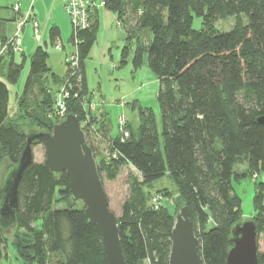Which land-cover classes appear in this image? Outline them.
<instances>
[{
	"label": "trees",
	"instance_id": "1",
	"mask_svg": "<svg viewBox=\"0 0 264 264\" xmlns=\"http://www.w3.org/2000/svg\"><path fill=\"white\" fill-rule=\"evenodd\" d=\"M103 2L121 22L128 10L132 13L128 38L133 30L149 29L152 38L144 47H137L133 64L136 68L141 64L144 48L148 68L160 84V133L152 111L140 108L137 127L127 123L129 135L124 139L120 134L110 136L106 156L98 161L101 179L103 172L106 179L114 180L127 165L139 176L129 175L128 195L120 214L115 215L122 255L127 264L145 260L168 264L175 217L150 205L143 192L144 185L168 172L181 204L188 207L199 240V264H225L232 244L230 227L242 220L241 199L232 188V177L239 176L234 167L245 163L242 174L250 176L264 171V124L257 121L264 116V0ZM97 10L90 12L88 27L79 32L77 71L70 76L67 70L62 78L63 82L69 77L71 91L78 92V97L67 98V114H75L81 123L87 112L83 103L90 99L84 60L96 40ZM193 16L201 18L199 29L192 26ZM227 17L234 18L231 28L217 30L214 23ZM49 38L53 44L61 41L57 26L50 27ZM5 41L6 37L1 45ZM127 53L124 47L122 62ZM13 55L10 50L4 73L11 84L17 82L26 59L22 54L16 62ZM48 56L45 47L36 46L19 96L23 99L31 85L42 92L45 99L31 115L32 129L51 131L59 120L48 117L54 103L53 91L44 81ZM35 76L40 77L37 84L32 79ZM9 97L7 83L0 78V167L4 157L10 164L16 163L26 143V131L17 119L9 118ZM92 117L93 123L100 122V117ZM83 131L94 155L96 147L89 144L87 129L83 127ZM263 191V184H257L253 197L257 264H264L258 242L264 234ZM17 197L16 226L10 239L23 263L48 264L53 255L57 256L53 264H107L99 229L86 219L83 204L71 199L65 172L55 177L45 159L33 160L22 173ZM63 199L66 204L59 203ZM17 229L24 235H18ZM7 238L0 229V258Z\"/></svg>",
	"mask_w": 264,
	"mask_h": 264
},
{
	"label": "rangeland",
	"instance_id": "2",
	"mask_svg": "<svg viewBox=\"0 0 264 264\" xmlns=\"http://www.w3.org/2000/svg\"><path fill=\"white\" fill-rule=\"evenodd\" d=\"M60 2V0H33V10L31 13L34 12L37 17L36 19L39 20L41 30L43 31V39L38 42L33 35L31 22H26L22 32H20V37L23 42L22 47L26 44L30 45L31 49L25 53L26 59L24 66L17 82L14 84L8 83L4 74L8 67L9 51L11 49H5L4 53H0V78L7 83L10 92L9 117L12 120L17 119L24 131L34 128L35 124L31 115H33L34 111L39 110L38 104L41 99H45L42 92L36 86L33 87L32 85L23 95V99L19 96L27 75L30 53H33L38 45H42L47 50L49 54L47 59L49 72L44 75V81L48 82L51 91H53L54 99L58 88L63 83L62 78L67 73L64 55L73 48L71 42L72 27L70 18L63 4H60ZM14 3L15 0H0V18L4 19L0 20V42L4 38L5 33L7 37L13 35L16 29V17L28 11L31 0H21L19 14H16L12 9L11 5ZM131 16L132 13L128 10L124 21L121 22L118 20L117 13L100 6L96 15L98 22L96 40L84 60L88 95H90V102L94 103L95 109L92 111V115L90 114L92 112L87 110L90 120L88 122L85 121L84 126L81 128L83 129L84 127L87 129L86 133L89 144L93 148L94 146L96 147V153L94 154L96 166H98V161H100L102 155L106 156V146L108 145L110 136L115 137L119 132H121V135H124V130H128V124L132 128L137 127L139 124L140 108H149L152 111L158 132L160 133V113L157 102L160 84L159 80L148 68L147 53L144 48L141 64L137 68L133 64L135 50L138 46L144 47L145 44L150 42L152 35L149 29L143 28L133 30V35L128 38V28L133 24ZM233 22L234 18L227 17L222 20H217L214 23V27L217 30L226 31L231 28ZM53 25H57L60 30V37L63 44L61 49L55 48L53 42L50 43L49 29ZM192 26L194 29H199L202 26L201 18L193 16ZM57 42L58 40L54 41L55 44ZM124 47L128 49V53L125 57V62H122V50ZM1 48L2 46L0 45ZM14 55L15 61H20L21 52L17 51ZM52 74L56 76V79ZM32 79L35 84L40 81V77L37 76ZM92 116L100 117V122L93 123ZM121 117L125 119L124 123H121ZM103 120L104 122L102 123ZM159 140L161 144V137H159ZM32 151L34 161H42L45 159L43 147L40 144L34 145ZM8 165L10 163L4 157L0 167V184ZM245 169V163L236 165L234 172L238 173L239 176L238 178L232 177L233 193L241 199L242 220L253 219L252 217L255 216L253 197L256 192V186L257 184H263L264 186L263 170L259 171L256 175L250 176L242 174ZM101 174L109 207L115 215H119L121 204L129 192V175L139 177L138 173L131 166L127 165L121 168L120 173L114 180L106 179L103 172ZM143 192L148 198L150 205L152 204L154 206L156 204L155 207L165 209L175 217L182 200L168 172L151 183L144 185ZM59 203L66 204L67 201L63 199ZM77 206L81 205L77 204ZM12 230L8 233L4 232L8 238L3 255L0 258V264H26L19 260L17 252L11 244L10 237ZM17 234L24 235V231L17 229ZM258 242L259 250L264 251V234L259 236ZM56 258L57 256L49 255L50 263L48 264H53ZM141 264H148V261L145 260Z\"/></svg>",
	"mask_w": 264,
	"mask_h": 264
},
{
	"label": "water",
	"instance_id": "3",
	"mask_svg": "<svg viewBox=\"0 0 264 264\" xmlns=\"http://www.w3.org/2000/svg\"><path fill=\"white\" fill-rule=\"evenodd\" d=\"M264 124V116L257 118ZM26 143L18 161L6 167L0 184V229L10 232L16 226L17 189L22 173L33 161L32 147H43L45 161L53 176L63 172L69 180L72 200L83 203L84 215L99 229L107 264H127L120 246L117 219L109 208L96 160L75 114L54 123L51 131L31 129L25 132ZM257 224L254 219L235 222L229 231L231 246L225 264H257ZM199 240L196 237L188 207L179 206L171 229L168 264H199Z\"/></svg>",
	"mask_w": 264,
	"mask_h": 264
},
{
	"label": "built area",
	"instance_id": "4",
	"mask_svg": "<svg viewBox=\"0 0 264 264\" xmlns=\"http://www.w3.org/2000/svg\"><path fill=\"white\" fill-rule=\"evenodd\" d=\"M20 3L21 0H15V3L12 4V9L16 14H19ZM32 3L33 0H31V5L25 14H20V16H18L16 21V29L11 37H7L6 41L4 42L5 44L1 45L2 48L0 49V53H4L5 49H11L13 52L21 50L20 32L22 31L26 22H31L32 32L35 39L38 42L42 40L43 32L41 30L40 23L35 19V17H33L31 13ZM103 5V0H63V7L70 18L72 27L71 42L73 48L64 55V62L67 66L70 76H72L79 67V55L77 50L79 32L88 27L90 12ZM54 45L55 48H62V42L60 40H58V42ZM68 78L69 77L63 81L56 92L53 109L48 113V117L52 119H57L59 121L63 120L67 115V98L71 95L78 97L77 91H71V88L69 87L70 85H68ZM83 106L86 111L90 110V112H92L95 109V105L94 103L90 102V99L89 101L85 100ZM85 115L86 116L83 122H80L81 127L84 126L85 121L88 122L90 120V116L87 112ZM120 121L121 123H124L125 119L121 117ZM119 134L120 137L124 139L128 137L129 132L128 130H124V135H121V132H119ZM154 206H156V204H154Z\"/></svg>",
	"mask_w": 264,
	"mask_h": 264
},
{
	"label": "crops",
	"instance_id": "5",
	"mask_svg": "<svg viewBox=\"0 0 264 264\" xmlns=\"http://www.w3.org/2000/svg\"><path fill=\"white\" fill-rule=\"evenodd\" d=\"M61 2H60V4L62 3L63 4V0H60ZM12 6V5H11ZM33 10V9H32ZM34 13V12H33ZM32 13V15H33V17H35V19L37 18L36 17V15H35V13L33 14ZM1 19H3V18H0V20ZM17 19H18V17H16V21H17ZM4 20V19H3ZM5 20H7V19H5ZM37 20V19H36ZM16 21H15V28H16ZM38 22H39V20H37ZM53 26H57V25H53ZM58 27V26H57ZM24 28V27H23ZM23 30V29H22ZM22 32V31H21ZM43 32V31H42ZM4 37H6V39H7V34L5 33L4 34ZM61 38V37H60ZM20 39H21V37H20ZM42 39H43V35H42ZM61 42H62V39H61ZM22 44H23V42H22V40H21V50H20V52H21V56H22V54L25 56V53L26 52H28L29 51V49H31V46L30 45H26L25 44V46L24 47H22ZM0 45H1V42H0ZM29 47V48H28ZM62 47H63V44H62ZM15 53V52H14ZM32 55V52L30 53V56ZM26 57V56H25ZM15 58V55H13V59ZM15 60V59H14ZM17 62V61H16ZM27 71H28V68H27ZM15 91H17V90H15ZM14 91V92H15ZM9 100H10V98H9ZM9 105H10V103H9ZM10 118V117H9Z\"/></svg>",
	"mask_w": 264,
	"mask_h": 264
}]
</instances>
